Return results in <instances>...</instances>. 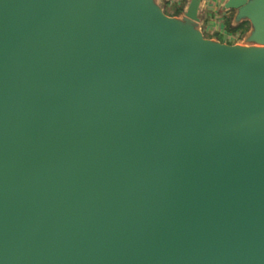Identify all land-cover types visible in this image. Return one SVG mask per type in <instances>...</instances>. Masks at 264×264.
<instances>
[{
  "label": "water",
  "instance_id": "95a60500",
  "mask_svg": "<svg viewBox=\"0 0 264 264\" xmlns=\"http://www.w3.org/2000/svg\"><path fill=\"white\" fill-rule=\"evenodd\" d=\"M0 0V264H264V0Z\"/></svg>",
  "mask_w": 264,
  "mask_h": 264
},
{
  "label": "crops",
  "instance_id": "0c3cea01",
  "mask_svg": "<svg viewBox=\"0 0 264 264\" xmlns=\"http://www.w3.org/2000/svg\"><path fill=\"white\" fill-rule=\"evenodd\" d=\"M163 4L165 12L171 16H181L183 11L186 7L188 0H160ZM225 0H206L203 6V20L201 27L204 31L208 32L209 34L215 35L218 37V40L222 42H226L229 44H236L242 43L245 38V34L241 32L232 33L229 32L227 29V22L230 19L234 18L235 11L234 10H222V6ZM178 8L183 9L179 15H174V11ZM232 17V18H231ZM233 22V21H231ZM247 22V21H242ZM250 30V23L248 22ZM220 35H225L227 37L226 40L220 39ZM215 39V38H213ZM238 39V40H237ZM231 40V42H230Z\"/></svg>",
  "mask_w": 264,
  "mask_h": 264
},
{
  "label": "trees",
  "instance_id": "16d2710c",
  "mask_svg": "<svg viewBox=\"0 0 264 264\" xmlns=\"http://www.w3.org/2000/svg\"><path fill=\"white\" fill-rule=\"evenodd\" d=\"M183 9L178 8L174 11V15H179ZM168 13V12H166ZM227 29L230 30L232 33L241 32L242 34L246 33L249 29L248 22H243L238 25H232L231 21L227 22Z\"/></svg>",
  "mask_w": 264,
  "mask_h": 264
},
{
  "label": "rangeland",
  "instance_id": "374dc122",
  "mask_svg": "<svg viewBox=\"0 0 264 264\" xmlns=\"http://www.w3.org/2000/svg\"><path fill=\"white\" fill-rule=\"evenodd\" d=\"M232 18V17H231ZM230 21H234V18H232V19H230ZM232 23V25H234V23L233 22H231ZM238 25V24H237ZM235 26V25H234ZM229 32H231L230 30H228ZM203 32H204V34H205V36L206 37H208V38H211V39H213V38H215L216 40H218V37H216L215 35H212L211 36V34H209L208 32H206V31H204L203 30ZM249 31H247L246 32V34L248 33ZM245 34V33H244ZM246 36V35H245ZM220 39H222V40H226L227 39V37L225 36V35H220ZM238 40V39H237ZM230 42H231V40H230Z\"/></svg>",
  "mask_w": 264,
  "mask_h": 264
}]
</instances>
